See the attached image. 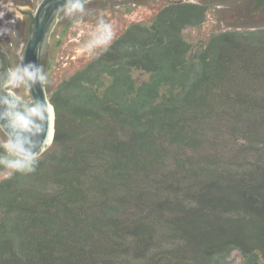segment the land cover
<instances>
[{"label": "trees", "instance_id": "obj_1", "mask_svg": "<svg viewBox=\"0 0 264 264\" xmlns=\"http://www.w3.org/2000/svg\"><path fill=\"white\" fill-rule=\"evenodd\" d=\"M204 15L167 5L63 76L39 156L0 127V264H264V28L192 42Z\"/></svg>", "mask_w": 264, "mask_h": 264}, {"label": "water", "instance_id": "obj_2", "mask_svg": "<svg viewBox=\"0 0 264 264\" xmlns=\"http://www.w3.org/2000/svg\"><path fill=\"white\" fill-rule=\"evenodd\" d=\"M89 1H39L34 11L31 33L20 57L26 85L24 95H18L8 87L16 75L9 66L1 69L0 62V127L9 137L13 150L22 157L39 156L53 142L56 111L44 78L47 46L61 11L67 6Z\"/></svg>", "mask_w": 264, "mask_h": 264}, {"label": "rangeland", "instance_id": "obj_3", "mask_svg": "<svg viewBox=\"0 0 264 264\" xmlns=\"http://www.w3.org/2000/svg\"><path fill=\"white\" fill-rule=\"evenodd\" d=\"M0 3L7 6H9L10 3L22 6L21 3H17V0H0ZM14 6L15 5H12L10 7L11 10H15V14L17 16L19 14H22L19 12V9ZM23 7L25 6L23 5ZM114 8H116V6H114L112 2H109L103 7V9H105L106 11L104 14H102V9H98L95 12H90L94 10V8H91L89 11L81 10V12H77V15L73 16V19L70 21L72 22L71 38L67 39V41H63L60 44L57 52L52 51L51 49L53 41H51V43L49 42L46 50V58L52 55V59L49 60V62L48 59H46L45 62V75L47 76L48 91L50 89L53 90L58 85L60 79L63 76L71 74L75 70L81 68L91 58L97 55V53H99L102 48L108 46L111 42H113V40L120 35V33L129 23L138 21H150L154 17V15L160 9H162V6L157 3L154 5V7L141 8L139 4H137L131 14L125 15L124 12L116 8L117 10L121 11V15H119V17L115 15H113V17L107 16L108 13H113ZM12 12L14 11H11V13ZM85 12L87 13L84 14ZM236 12L237 11L234 10H226L221 14V18L218 20V22L215 19L213 20L212 18H208L206 20V24H210L216 21L218 24L215 26V28L218 29V31L237 29L236 26H231L237 23V21L234 20L236 19L234 17V14ZM102 15H104V17H102ZM221 23L223 26H220ZM212 29L213 28L208 25H204L202 30L188 27L185 31V34L192 42H198L199 40L197 39H202V41H204L207 38V35L212 32ZM246 29L250 28H242V30ZM197 32L199 33L198 36H196ZM78 37H80V39ZM24 44V40H22L20 43L17 42L16 47L9 45L8 43H0L2 49L10 53L12 57L14 55V52L16 51V54L13 57L12 67V71L15 72L16 76H14V80L9 84L8 87L12 88L13 91L16 88L15 93H17L18 95H21L19 92L20 90L17 89L20 87L19 83L20 81L24 82L22 64L20 63V57Z\"/></svg>", "mask_w": 264, "mask_h": 264}, {"label": "flooded vegetation", "instance_id": "obj_4", "mask_svg": "<svg viewBox=\"0 0 264 264\" xmlns=\"http://www.w3.org/2000/svg\"><path fill=\"white\" fill-rule=\"evenodd\" d=\"M39 1L40 0H17V3H21L22 6H18L14 3H10L9 6H7L0 3V43H8L9 45L16 47L17 42L20 43L22 40H24V42L27 41L28 36L31 33L32 24L34 22V11ZM109 2H112L114 6L124 12L125 15L131 14L137 4H139L141 8L154 7V5L157 3L160 4L162 8L167 5L179 3L195 4L205 10L204 18L199 24L196 25L198 30H202L204 25H208L213 28L212 32L218 31L215 26L218 24L217 22L221 18V14L226 10L237 11L234 14V17L236 18L234 20L237 21V23L231 25L236 26L237 29L242 30V28L246 27H249L250 29L264 28V0H91L84 4L67 6L61 11L59 20L50 35V43L53 41V45L51 46L52 51L57 52L60 44L63 41H67V39L71 38L72 22L70 21L73 19V16L77 15V12H81V10L89 11L91 8H94V10L90 12H95L98 9H102V14H104L106 11L103 9V7ZM12 5H15L14 7L19 8V12L22 14L17 16L15 14V10H11L10 8ZM23 5L25 7H23ZM116 8L113 9L112 14L108 13L107 16L113 17V15H115L119 17V15H121V11L117 10ZM11 11L14 12L11 13ZM86 13L87 12L84 14ZM102 17H104V15H102ZM208 18H212L213 20L215 19L217 22L215 21L210 24H206V20ZM152 19L150 21H152ZM138 22L146 23L145 21ZM133 23L136 22L129 23L119 36H121L126 28L131 26ZM220 26H223L222 23ZM198 35L199 33L197 32L196 36ZM208 36L209 35H207V37ZM78 38L80 39V37ZM15 54L16 51L14 52V55ZM51 56L52 55H50L48 58L45 57L44 59L45 81H47V76L45 75V61L48 59L49 62V60L52 59ZM13 57L0 46V62H2L1 69H5L7 66L12 68ZM20 63L22 64V60ZM19 86L20 87L17 89L20 90L19 92L21 95H24V91L26 90L25 82L20 81ZM14 90H16V88Z\"/></svg>", "mask_w": 264, "mask_h": 264}]
</instances>
